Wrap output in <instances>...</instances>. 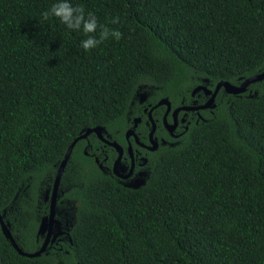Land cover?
Returning a JSON list of instances; mask_svg holds the SVG:
<instances>
[{"label": "trees", "instance_id": "16d2710c", "mask_svg": "<svg viewBox=\"0 0 264 264\" xmlns=\"http://www.w3.org/2000/svg\"><path fill=\"white\" fill-rule=\"evenodd\" d=\"M54 2L0 0V214L27 253L43 242L76 137L99 127L125 148L133 129L150 145L144 107L197 106L219 82L264 72V0H71L123 33L88 52L82 32L43 19ZM140 85L150 89L129 117ZM165 107L152 111L156 148L131 138L129 178L113 172L116 149L94 132L79 139L65 169L81 182L61 195L76 203L71 227L33 257L0 228V264H264V78L242 93L221 86L209 108L180 110L172 131ZM41 188L48 200L34 210Z\"/></svg>", "mask_w": 264, "mask_h": 264}, {"label": "water", "instance_id": "95a60500", "mask_svg": "<svg viewBox=\"0 0 264 264\" xmlns=\"http://www.w3.org/2000/svg\"><path fill=\"white\" fill-rule=\"evenodd\" d=\"M264 78V72L259 74V75H255V76H252V77H249L247 79H245L241 85L239 86H233L231 84H229L228 82H219L216 86V88L214 89V91L211 93V95L208 97V99L205 101L204 104L202 105H197V106H180V107H177L175 109H173L172 111V115H173V123H167V120H166V115L167 113L170 111L171 109V104L169 102L168 99L166 98H161L155 105L154 107H157V106H160V105H166V111H165V114H164V117H163V124L164 126L166 127L167 130L169 131H172L175 126H176V115L177 113L180 111V110H186V111H189V110H197V109H202V108H209L213 102H214V99H215V96L217 94V91L218 89L222 86L225 88V90L227 92H231V93H242L245 91V89L247 88L248 85L258 81V80H261ZM232 87V88H230ZM207 92V91H206ZM152 107L149 112H148V119L150 120L151 122V131L149 132V143L150 145L146 146L147 148L149 149H154L156 148L157 146V143L156 141L154 140L153 138V135H154V131H155V128H156V124L154 122V120L152 119L151 117V111L152 109L154 108ZM135 122H138V118H135L134 119ZM91 132H94L97 137L102 141L104 142L105 144L109 145V146H112L114 149L117 150V157L116 159L114 160L113 162V172L120 176V177H126L124 175H121L119 172H118V165H119V162H120V158H121V155H122V152H123V148L122 146L117 143L116 141H109L108 139H106L102 133H101V130L99 127H94V128H89L87 129L83 134L79 135L78 137H76L68 146L66 152H65V155L62 159V161L59 163L57 169H56V173H55V176H54V181H53V185H52V189H51V192H50V198H49V210H48V215H47V219H46V233H45V236H44V239H43V242L40 246L39 249H37L36 251L32 252V253H27V252H24L16 243L15 239L13 238L7 224L5 223V221L3 220V217L2 215L0 214V228L3 232V234L6 236V238L10 241L11 245L22 255H26V256H30V257H33V256H37L39 254H41L42 252H44L47 248V246L49 245L50 243V240H51V236H52V233H53V227H54V222H55V209H56V203H57V198H58V190H59V185H60V180H61V177H62V174H63V171L65 169V166L68 162V159H69V156L71 154V151L73 149V146L75 145V143L79 140V139H84L86 138ZM126 138L128 139L129 136H133L135 138V141L137 143L140 144V142L138 141L137 139V136L134 132L133 129H128L126 134H125ZM127 150H128V153L129 155L131 156L132 158V165H131V168H130V171H132V168H133V153H132V145L130 143H128V146H127Z\"/></svg>", "mask_w": 264, "mask_h": 264}, {"label": "clouds", "instance_id": "9594fccd", "mask_svg": "<svg viewBox=\"0 0 264 264\" xmlns=\"http://www.w3.org/2000/svg\"><path fill=\"white\" fill-rule=\"evenodd\" d=\"M42 17L45 21L50 17L57 18L68 29L82 32L86 38L80 41V46L85 52L91 51L110 38L119 41L123 36L118 29L99 23L95 13L86 12L83 5H73L71 0H56L48 10L42 13ZM108 23L120 24L121 21L119 17H113Z\"/></svg>", "mask_w": 264, "mask_h": 264}, {"label": "rangeland", "instance_id": "374dc122", "mask_svg": "<svg viewBox=\"0 0 264 264\" xmlns=\"http://www.w3.org/2000/svg\"><path fill=\"white\" fill-rule=\"evenodd\" d=\"M147 89H150V87L146 85H140L137 88L133 96L131 108L129 110V117L135 111L140 100L144 98L147 92ZM151 117L153 118L152 114H151ZM64 170H65V172L63 171L64 176L62 180L60 181L59 190H58V198H57L56 209H55V222H54L53 231L56 228H64L66 231L71 227L74 221V211H75L76 203L72 200L61 199V195L64 192H66L69 188H71L72 186L79 185L81 182V176H80L79 169L76 168V166H73L72 164H70V166L66 167V169ZM119 170H120V167H119ZM42 184H45V182H43ZM44 189L45 188H41L38 200L36 198L35 204L33 206L34 210H37L38 207L41 206L43 201L48 200V198H45L47 191ZM48 204H49V201H48ZM24 218H26V216H24ZM44 226L46 227V222L44 223Z\"/></svg>", "mask_w": 264, "mask_h": 264}, {"label": "flooded vegetation", "instance_id": "af4514ba", "mask_svg": "<svg viewBox=\"0 0 264 264\" xmlns=\"http://www.w3.org/2000/svg\"><path fill=\"white\" fill-rule=\"evenodd\" d=\"M204 103H205V101H204ZM203 103V104H204ZM200 105H202V104H200ZM161 106V105H160ZM166 106V105H165ZM152 107H154V106H152ZM151 107V108H152ZM158 107V106H157ZM151 108H147V107H144L143 108V112H144V114L147 116V118H148V112H149V110L151 109ZM152 111H153V109H152ZM152 111H151V114H152ZM165 111H166V107L163 109V116H162V120H163V117H164V114H165ZM172 111H173V109L171 108L170 109V111L167 113V115H166V120H167V118H168V115H170L171 116V119L172 120H174V118H173V115H172ZM135 118H137V117H135ZM153 119V118H152ZM175 119H176V121L178 120V114L176 115V117H175ZM154 120V119H153ZM155 122V121H154ZM167 123H168V121H167ZM170 124V123H169ZM151 125V124H150ZM150 129H151V126H150ZM155 131H156V128H155ZM154 131V132H155ZM150 132V131H149ZM149 132H148V140H149ZM136 134V133H135ZM136 136H137V134H136ZM153 137H154V135H153ZM131 138H133V141L135 140V138L133 137V136H129V138L128 139H126V146H125V148L124 147H122L123 148V152H122V155H121V158H120V161H121V159L123 158V159H125L124 160V165L123 166H120V165H118L119 167H120V170H119V167H118V172L121 174V175H124V176H126V178H129V177H131L132 176V174H133V172H134V168H135V162H136V158H135V150H134V148H133V146H132V153H133V163H134V165H133V168H132V171H130V168H131V165H132V158H131V156L129 155V153H128V150H127V146H128V143H130L131 145H132V140H131ZM137 139H138V137H137ZM138 141H139V139H138ZM136 142V141H135ZM140 142V141H139ZM136 144H138V146H140L141 148H147L146 146H148L147 144H145V143H142V142H140V144L139 143H136ZM124 153L127 155V158L125 157L124 158ZM117 155H118V153H117ZM127 159V160H126ZM120 163V162H119ZM53 234V233H52Z\"/></svg>", "mask_w": 264, "mask_h": 264}, {"label": "bare ground", "instance_id": "6f19581e", "mask_svg": "<svg viewBox=\"0 0 264 264\" xmlns=\"http://www.w3.org/2000/svg\"><path fill=\"white\" fill-rule=\"evenodd\" d=\"M230 88H232V87H230Z\"/></svg>", "mask_w": 264, "mask_h": 264}]
</instances>
